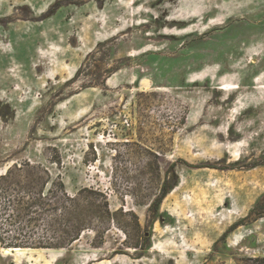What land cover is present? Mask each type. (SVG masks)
Here are the masks:
<instances>
[{
    "label": "rangeland",
    "instance_id": "1",
    "mask_svg": "<svg viewBox=\"0 0 264 264\" xmlns=\"http://www.w3.org/2000/svg\"><path fill=\"white\" fill-rule=\"evenodd\" d=\"M0 237V264H264V0H0Z\"/></svg>",
    "mask_w": 264,
    "mask_h": 264
},
{
    "label": "trees",
    "instance_id": "2",
    "mask_svg": "<svg viewBox=\"0 0 264 264\" xmlns=\"http://www.w3.org/2000/svg\"><path fill=\"white\" fill-rule=\"evenodd\" d=\"M174 166V164H173ZM192 167V166H191ZM195 168H200V166H197ZM175 174V173H174ZM177 183H178V177H177V174H176V177H175V182L173 185H171L169 188L167 186V180L163 183V192L161 194V196L159 198H155L154 201L151 203V208H154L155 210V213L158 214V212L160 211V206L163 202V200L166 198V196L172 192V190H174V188L177 186ZM60 190L62 192V194L64 195H68V193L66 192L65 190V187H64V183L63 181H60ZM85 191H93V190H89V189H83L81 190L80 193H83ZM58 203H59V200L60 199H57ZM37 205H43V202L41 201V199L39 198H33V200L27 204L26 208H25V213L24 215L30 217V220L31 221H34V220H38L36 217H32V215L35 213V211H33V209L35 208V206ZM76 213H78L79 215L82 214V209L77 207V210L75 211ZM18 219H21L23 216V213H19L17 216H16ZM83 222L82 221H79L78 222V225L76 228V233L74 235H72V237H70V239H68V244L66 246H63L65 249H69V247H71L75 242L79 241L81 236H82V228H83ZM145 240H148L149 237H144ZM0 241L3 242L4 239L2 237H0ZM9 247H12V246H9ZM15 247H18V246H15ZM57 248V247H56ZM136 249H142L143 248V245L140 244L138 245L137 247H135ZM44 249H51V248H44Z\"/></svg>",
    "mask_w": 264,
    "mask_h": 264
},
{
    "label": "bare ground",
    "instance_id": "3",
    "mask_svg": "<svg viewBox=\"0 0 264 264\" xmlns=\"http://www.w3.org/2000/svg\"><path fill=\"white\" fill-rule=\"evenodd\" d=\"M10 250H13V251H20L21 249L17 248V249H10Z\"/></svg>",
    "mask_w": 264,
    "mask_h": 264
},
{
    "label": "crops",
    "instance_id": "4",
    "mask_svg": "<svg viewBox=\"0 0 264 264\" xmlns=\"http://www.w3.org/2000/svg\"><path fill=\"white\" fill-rule=\"evenodd\" d=\"M167 197V196H166ZM234 228V227H233ZM233 228H231L230 230H233ZM104 262H107V261H104Z\"/></svg>",
    "mask_w": 264,
    "mask_h": 264
}]
</instances>
